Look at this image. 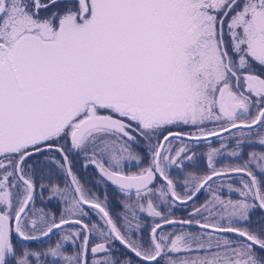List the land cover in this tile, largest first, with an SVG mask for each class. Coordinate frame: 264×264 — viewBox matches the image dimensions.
Here are the masks:
<instances>
[{"label": "snow or ice", "instance_id": "obj_1", "mask_svg": "<svg viewBox=\"0 0 264 264\" xmlns=\"http://www.w3.org/2000/svg\"><path fill=\"white\" fill-rule=\"evenodd\" d=\"M0 264H264V0H0Z\"/></svg>", "mask_w": 264, "mask_h": 264}, {"label": "flooded vegetation", "instance_id": "obj_2", "mask_svg": "<svg viewBox=\"0 0 264 264\" xmlns=\"http://www.w3.org/2000/svg\"><path fill=\"white\" fill-rule=\"evenodd\" d=\"M214 146H219V145H218V143H216L214 141ZM206 150H207L206 147H204L202 149H198L197 151H198V154H199L200 151H206ZM132 170L135 171L136 169H132ZM92 172H93V170L91 168H89L86 171L82 170L80 172L81 179L84 180L85 178L89 177V174L92 173ZM173 176L175 178H177V179H182V176L178 172H173ZM87 186L93 187V190L96 191V192H100L101 191V189L99 187H95L94 185H87ZM178 190H182V189H178ZM109 192H110V199H112L115 194L112 192L111 189H109ZM45 195H47V193ZM203 199H204V195H201L199 197V200L197 201V203L202 202ZM54 205H55V201H53V202H51L49 204V208L52 211H56V208H55ZM117 210H119V209H117ZM188 211H190L189 205L180 206L178 209L175 210V215L177 217L186 218ZM254 215L255 216H259L260 215L259 211H257L256 213H254ZM93 219H95V217H93ZM147 222L148 221H146V223ZM193 230H195V229H193ZM46 246H47V241H36V242H32L31 243V247L36 248L37 250H39L41 247H46ZM118 247H119V245H118Z\"/></svg>", "mask_w": 264, "mask_h": 264}]
</instances>
